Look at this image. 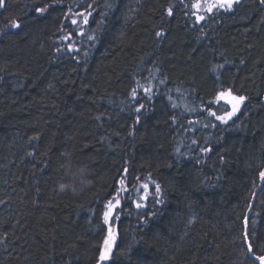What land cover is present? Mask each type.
<instances>
[{"label": "trees", "instance_id": "16d2710c", "mask_svg": "<svg viewBox=\"0 0 264 264\" xmlns=\"http://www.w3.org/2000/svg\"><path fill=\"white\" fill-rule=\"evenodd\" d=\"M193 1L113 0L94 45L67 29L90 49L86 63L56 51L68 43L59 40L65 13L95 3L98 21L108 0L0 9V29L24 22L0 32V264H259L241 236L264 255V6L241 0L197 22ZM45 3L37 18L33 5ZM228 89L248 100L224 125L206 106ZM82 168L90 187L61 193ZM121 180L148 182L149 200L136 209L121 193L114 255L101 262L103 213ZM151 180L165 190L155 208Z\"/></svg>", "mask_w": 264, "mask_h": 264}, {"label": "snow or ice", "instance_id": "6c2138e0", "mask_svg": "<svg viewBox=\"0 0 264 264\" xmlns=\"http://www.w3.org/2000/svg\"><path fill=\"white\" fill-rule=\"evenodd\" d=\"M241 2V0H196L195 3L191 4L190 7L193 9H196L195 12H192L191 15L195 16L196 21H203L205 20V15H199L198 13L203 11L206 14H212L216 15L217 13H220L221 11L224 13L231 12L234 9V6L238 5ZM258 3L262 6H264V0H258ZM7 5V0H0V9H5ZM51 6L47 3L43 5H33V10L36 14H38L37 18H42L45 16V14L48 12L49 8ZM83 8V11L79 10V8ZM105 9L107 11H104L101 13V19L100 20H92L90 21V17H93L94 11L96 9L95 3H86L84 5H79L76 8L69 7L68 12L65 13V19L70 21V24L62 25L60 29L61 35L59 36V40L61 42L68 41V43L63 47H57L56 51L57 53L61 54H67L73 59H76L79 57L82 59L85 63L87 62V58L90 54L89 48H82L79 46H76L75 42H73V31H68L67 29L73 28L77 35V38H83L81 40V43L84 42V40L87 41L89 45H94L100 38L99 34L100 31L104 25V18L107 17L108 12L113 10L116 5L114 4L113 0H108L107 3L104 5ZM185 7H189V5H185ZM174 14L173 8L169 7L167 10V15L172 16ZM92 23L96 24L95 28H91L90 25ZM24 26V22L17 19H12L10 22L5 23L3 26V29H0V32L3 34H7V31L9 29H17L22 30ZM85 26H89V30L85 31ZM156 36L162 37L163 33L158 31L155 33ZM217 68H223V65H214L212 68V71L215 72ZM165 81L160 80V83L163 84ZM137 88L142 89L144 93V97L147 99H151L152 95L154 93L152 92V89L149 87H145L139 82H137ZM137 88H133L130 93L131 100L133 102H138L142 97L138 95ZM169 100H171V97H169ZM248 100V97L243 95H237L234 94L233 89H228L226 91H220L215 95L214 101H210L207 107V113L209 116L214 117L217 121H219L221 124L227 125L229 121H232V118L236 116L237 112L240 111L241 105L245 104ZM220 101L226 102L228 105H231V111L224 110L223 114L218 115L217 112L220 110L219 108L216 111L212 110V103H218ZM175 107L176 105H172ZM145 108V105L143 103H140L138 107L135 108V111L137 113H140L142 109ZM175 119V117H173ZM140 122L139 116L136 118V123ZM235 123V121H232ZM206 127L209 125H205ZM215 127L216 125H211ZM33 139H36L35 137ZM201 151H209L208 148L201 149ZM29 155H32L29 153ZM222 162L226 163V161L221 158ZM124 171H128L127 169H124ZM261 179H264V171L260 172ZM138 180L141 178H137ZM151 183L154 185V192L151 193L152 196V207L155 208L156 204H163L164 199L162 194L165 192V190L162 188V186L157 183L155 180H151ZM121 187L118 189H115V195H113L112 199H109L105 205L107 211L103 213V224L108 225L107 228V236L103 240V247L102 250L99 252L98 260L103 261H109L113 257V247L116 245L117 242V236L116 233L113 231V228L111 227L110 222H114L115 219H119L118 216L113 215L114 211H122L121 207V199L119 198L121 193L126 194V198L131 201V203L135 204L136 209H143L146 207V205L143 203V201L149 200V183L145 182L139 185V188L136 187V185H132L131 188L125 186L124 180L120 181ZM142 192V195H139V199H132V196L134 194H138ZM156 213L154 212L153 215ZM142 215H147V213H142ZM144 223H147V220L144 221ZM241 240L246 242L247 244V254L250 255L254 261H258L259 264H264V255H256L255 249L253 247V243L251 241H248L247 235H242ZM123 255V253H121Z\"/></svg>", "mask_w": 264, "mask_h": 264}, {"label": "clouds", "instance_id": "9594fccd", "mask_svg": "<svg viewBox=\"0 0 264 264\" xmlns=\"http://www.w3.org/2000/svg\"><path fill=\"white\" fill-rule=\"evenodd\" d=\"M87 177V169L82 168L75 174L74 183H62L58 185V190L63 193L70 190L73 195H80L88 187H90V181Z\"/></svg>", "mask_w": 264, "mask_h": 264}, {"label": "rangeland", "instance_id": "374dc122", "mask_svg": "<svg viewBox=\"0 0 264 264\" xmlns=\"http://www.w3.org/2000/svg\"><path fill=\"white\" fill-rule=\"evenodd\" d=\"M196 2V0H194L193 1V3H195ZM196 11V9H193L192 8V12H195ZM199 15H205V18L206 17H208L209 15H211V14H206L205 12H203V11H201V12H199L198 13ZM196 19V18H195ZM217 104H223V105H225V106H227L228 108H229V111H231V105H228L226 102H224V101H220V102H218ZM244 105V104H243ZM243 105H241V108L243 107ZM241 108H240V110H241ZM237 114H238V112H237ZM236 114V115H237Z\"/></svg>", "mask_w": 264, "mask_h": 264}]
</instances>
